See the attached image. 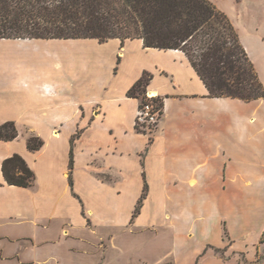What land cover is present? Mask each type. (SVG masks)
Masks as SVG:
<instances>
[{
	"label": "crops",
	"instance_id": "0c3cea01",
	"mask_svg": "<svg viewBox=\"0 0 264 264\" xmlns=\"http://www.w3.org/2000/svg\"><path fill=\"white\" fill-rule=\"evenodd\" d=\"M10 42L31 57L3 59L13 68L0 82V125L15 122L19 137L0 142V240L23 239L1 232L14 220L63 234L167 228L169 253L155 264H264V98L211 97L185 53L139 39L0 44ZM145 72L147 92L164 102L151 138L135 127L141 97L128 94ZM5 90L21 97L5 102ZM32 136L45 142L38 151ZM15 154L35 172L33 187L6 184L3 162Z\"/></svg>",
	"mask_w": 264,
	"mask_h": 264
},
{
	"label": "trees",
	"instance_id": "16d2710c",
	"mask_svg": "<svg viewBox=\"0 0 264 264\" xmlns=\"http://www.w3.org/2000/svg\"><path fill=\"white\" fill-rule=\"evenodd\" d=\"M7 39H119L123 45L139 39L146 48L185 53L211 97L264 98V85L238 31L210 0H0V42ZM151 78L145 72L129 96L144 95ZM18 137L15 122L0 125V142ZM44 145L38 136L28 140L31 151ZM2 171L9 186L30 188L36 182L19 154L5 159ZM145 198L146 193L135 216Z\"/></svg>",
	"mask_w": 264,
	"mask_h": 264
},
{
	"label": "rangeland",
	"instance_id": "374dc122",
	"mask_svg": "<svg viewBox=\"0 0 264 264\" xmlns=\"http://www.w3.org/2000/svg\"><path fill=\"white\" fill-rule=\"evenodd\" d=\"M210 1L226 14L238 31L241 42L264 85V0ZM21 48L24 47L14 42L0 44V82L9 81L8 70L13 68L12 63L8 62L9 59L20 56L27 60L31 57L27 48ZM3 92L5 102L11 97H21L12 91ZM30 106L33 104L30 103ZM10 107L4 106L3 109L15 111L14 107ZM25 134L29 136L31 133L26 131ZM18 221L14 220L11 226L1 229V232H8L14 237H24L18 241L0 240V264H142L134 255L137 252L144 254L141 256L148 259V264H155L156 260L169 253L170 232L167 228L141 234L135 229H129L127 232L98 229L99 233L96 235L88 228L73 230L67 227L63 234L61 225L50 226L48 230L34 229ZM111 234L116 236V244H109ZM75 237H81L83 240H77ZM1 250L8 257L18 255L13 259H6L1 256Z\"/></svg>",
	"mask_w": 264,
	"mask_h": 264
},
{
	"label": "built area",
	"instance_id": "2783aa9c",
	"mask_svg": "<svg viewBox=\"0 0 264 264\" xmlns=\"http://www.w3.org/2000/svg\"><path fill=\"white\" fill-rule=\"evenodd\" d=\"M164 116V102L160 97L146 92L141 96L135 127L137 132L154 136L160 128Z\"/></svg>",
	"mask_w": 264,
	"mask_h": 264
}]
</instances>
